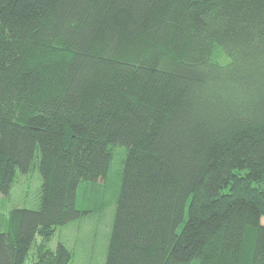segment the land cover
<instances>
[{"label":"trees","instance_id":"obj_1","mask_svg":"<svg viewBox=\"0 0 264 264\" xmlns=\"http://www.w3.org/2000/svg\"><path fill=\"white\" fill-rule=\"evenodd\" d=\"M116 147L105 264H264V0H0V264H70Z\"/></svg>","mask_w":264,"mask_h":264},{"label":"rangeland","instance_id":"obj_2","mask_svg":"<svg viewBox=\"0 0 264 264\" xmlns=\"http://www.w3.org/2000/svg\"><path fill=\"white\" fill-rule=\"evenodd\" d=\"M125 148L116 147L107 183H84L80 186L77 208L90 211L80 220L60 227L50 241V248L65 244L73 253L70 264H105L115 220L116 201L121 189V168ZM41 178L37 170L19 175L10 191V198L3 203L7 210L14 207L35 208L38 201ZM0 195V200H2ZM264 224V218L262 219ZM34 249L26 264H31Z\"/></svg>","mask_w":264,"mask_h":264}]
</instances>
